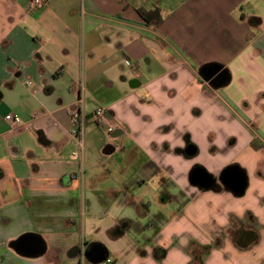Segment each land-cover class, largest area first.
I'll return each instance as SVG.
<instances>
[{
	"label": "crops",
	"instance_id": "1",
	"mask_svg": "<svg viewBox=\"0 0 264 264\" xmlns=\"http://www.w3.org/2000/svg\"><path fill=\"white\" fill-rule=\"evenodd\" d=\"M27 7L0 0V264H103L86 257L94 243L109 264H264V0ZM207 63L225 85L204 79ZM98 105L115 121L109 134L93 121ZM94 141L105 158L119 152L122 174H86ZM230 167L245 173L240 195L223 178ZM194 169L214 181L190 183ZM241 230L257 240L236 246ZM26 234L42 254L15 247Z\"/></svg>",
	"mask_w": 264,
	"mask_h": 264
},
{
	"label": "water",
	"instance_id": "2",
	"mask_svg": "<svg viewBox=\"0 0 264 264\" xmlns=\"http://www.w3.org/2000/svg\"><path fill=\"white\" fill-rule=\"evenodd\" d=\"M202 75L205 80L210 81L215 88H219L226 84L228 81V75L225 70H221L220 67L216 66L213 69H208L207 71L202 70ZM194 147L188 145L185 149V153L188 155L194 154ZM223 178L226 184L232 189L236 194H242L247 186V180L244 171L238 169L237 167L227 168L224 171ZM212 178L206 171L194 169L190 176V183L199 184L202 186L210 185V182H213ZM34 245V252L36 255L42 254L44 252V246H41L40 240L34 235L26 234L20 236L13 244L19 250L22 249V245ZM86 257L90 258L93 263H100L107 259V254L100 248L98 245L91 244L86 249Z\"/></svg>",
	"mask_w": 264,
	"mask_h": 264
},
{
	"label": "built area",
	"instance_id": "3",
	"mask_svg": "<svg viewBox=\"0 0 264 264\" xmlns=\"http://www.w3.org/2000/svg\"><path fill=\"white\" fill-rule=\"evenodd\" d=\"M46 5V0H28V7L27 11L32 12L37 9H40ZM27 85H31L32 81H26ZM5 119L12 125V127L20 126L22 120L18 114L9 113L5 115ZM70 120H71V135L77 139L78 144L80 147L82 146L81 136L83 135L84 128H85V120L84 116H82L80 108H75L70 112ZM93 121L97 125H101L105 128V132L107 134L111 133L115 128L116 124L108 119L105 114V108L103 106L98 105L93 110ZM78 149L71 152L70 157L72 159H76L78 157ZM111 260L107 258L103 264H109Z\"/></svg>",
	"mask_w": 264,
	"mask_h": 264
},
{
	"label": "rangeland",
	"instance_id": "4",
	"mask_svg": "<svg viewBox=\"0 0 264 264\" xmlns=\"http://www.w3.org/2000/svg\"><path fill=\"white\" fill-rule=\"evenodd\" d=\"M142 69L147 70V60L144 59L141 62ZM115 123V121H113ZM101 130V129H100ZM102 131V130H101ZM92 137V136H91ZM102 146L100 144H97V142H91L86 147V151L84 152L85 156L82 162V167L87 169V175L92 177H111V176H119V174H122V168L123 163L121 162L122 159L119 158V152L114 153V156L112 158H105L101 154ZM205 152L204 154H206ZM222 156H231L234 159H242L241 156H243V152L241 151H235V152H228L223 153ZM207 158V156H205ZM200 160L205 162L203 159V156H199ZM114 164H109L110 161H114ZM83 174V172H81Z\"/></svg>",
	"mask_w": 264,
	"mask_h": 264
},
{
	"label": "trees",
	"instance_id": "5",
	"mask_svg": "<svg viewBox=\"0 0 264 264\" xmlns=\"http://www.w3.org/2000/svg\"><path fill=\"white\" fill-rule=\"evenodd\" d=\"M211 65L210 63L207 64H203L202 66H200V70H203V68L207 67ZM234 221H231V224H233ZM234 243L236 244V246L240 247V248H245L246 246H248V244H251L253 242H255L258 238V234L256 231L253 230H241L240 232H236V234L232 235Z\"/></svg>",
	"mask_w": 264,
	"mask_h": 264
},
{
	"label": "flooded vegetation",
	"instance_id": "6",
	"mask_svg": "<svg viewBox=\"0 0 264 264\" xmlns=\"http://www.w3.org/2000/svg\"><path fill=\"white\" fill-rule=\"evenodd\" d=\"M214 67H216V65L212 64V65H209V66L203 68V70L207 71L208 69H213Z\"/></svg>",
	"mask_w": 264,
	"mask_h": 264
}]
</instances>
